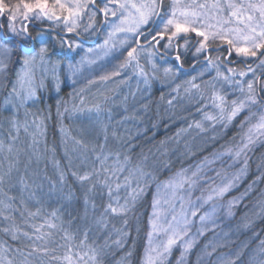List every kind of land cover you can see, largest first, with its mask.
<instances>
[{"label": "snow or ice", "instance_id": "1", "mask_svg": "<svg viewBox=\"0 0 264 264\" xmlns=\"http://www.w3.org/2000/svg\"><path fill=\"white\" fill-rule=\"evenodd\" d=\"M89 37L97 38L94 47H85ZM241 64L243 67L238 66ZM186 65H190L191 72ZM128 69L131 75L118 83L125 84L134 76L137 90L142 85L147 91L159 82L162 89H168L170 108L184 99L195 102L196 111L202 116L194 122L195 128L205 132L217 126L224 130L238 126L239 139L234 136L233 143L221 146L223 151H213L204 157L194 170L181 168L164 180H160L159 175L161 170H170L171 161L150 167L147 157H143L133 164L131 153L135 148L130 141L124 145L121 158L120 150L108 149L109 128L100 120V114L111 99L107 92L114 90L108 88L109 82L117 83L114 78L123 76ZM185 75L187 79L176 82ZM0 84L7 89V95L0 101V113H9L5 120L10 125L11 139L16 138L11 132L18 135L21 127L27 132L31 126L40 135L44 134L46 122L52 119V108L48 104L43 109L37 107L44 103L39 93L50 88L59 97L62 84L71 91L67 99L56 100L58 121L65 115L87 113L92 118L95 114L102 125L104 142L98 144L99 152L93 147L94 161L90 170H70L84 190L86 209L91 201L95 211L97 205L92 194L103 200L106 190L107 201L96 223L106 226L112 217L123 219L124 227L117 229L121 237L117 245H122L123 237L127 236L129 213L155 183L142 264H167L177 246L181 251L176 264H184L198 237L206 231H214L218 213L233 216L235 206L249 197L257 182L264 179L262 172L239 196L225 199L247 175L249 153L257 145L264 147V0H0ZM78 84L80 86L76 87ZM94 86L97 91L92 93ZM164 99L162 90L161 100ZM29 107L36 111L29 112ZM21 109L25 114L23 124L19 119ZM28 116L32 117L31 125ZM59 130L63 138L64 127L61 125ZM184 131L181 129L177 136ZM112 134L116 135L114 129ZM211 139L215 141L217 135ZM33 142L38 143L35 136ZM75 143L87 149L83 141ZM3 147L0 142V150ZM8 151H12L11 146ZM225 156L230 163L223 160ZM217 161L221 162L219 169L213 167ZM233 168L236 170L230 171ZM11 171L10 166L7 173L0 175V185L11 179ZM208 172L215 175L209 176ZM217 177H222L219 184ZM65 181L66 173L61 172L60 183ZM197 188L201 193L193 200ZM162 189L170 193L163 200L167 205L163 210ZM121 190L126 193L124 197L119 195ZM74 195L70 190L67 198L71 200ZM0 204L4 208L11 207L2 200ZM208 204L211 207L203 210ZM256 206L264 211V191ZM39 212L37 209L30 215L36 216ZM0 217L9 220L3 212ZM59 218L54 210L43 223L31 225L37 234L35 239L45 240V246L32 245L27 255L52 253L50 260L56 264H100V250L88 243V230L77 239V233L65 229L64 243L56 244V248L64 249L62 255L55 254L56 248L46 246V238L52 233L45 229H57L55 221ZM2 230L13 240L17 239L18 229L14 224ZM23 234L29 236L27 232ZM8 252V247L0 245V264H15V260L6 255ZM16 252L24 255L20 249ZM127 255L131 256V251ZM257 255L264 256V239L260 240ZM250 261L257 264V257H251ZM21 264H28L27 257ZM227 264H235V261L230 259ZM258 264H264V259Z\"/></svg>", "mask_w": 264, "mask_h": 264}, {"label": "rangeland", "instance_id": "2", "mask_svg": "<svg viewBox=\"0 0 264 264\" xmlns=\"http://www.w3.org/2000/svg\"><path fill=\"white\" fill-rule=\"evenodd\" d=\"M92 38L94 37L89 38L90 41ZM100 39H102V37ZM94 46H95V43L93 42L91 45H88L85 47H94ZM192 50L194 51V49ZM189 56L190 58H192L191 54ZM75 59L78 60L79 56H75ZM157 62L158 63L160 62L159 56H157ZM114 63L115 61L109 64L108 67L111 68ZM185 67L189 68V72L192 71L190 65H186ZM197 68H199V65H197ZM192 74H195V73L192 72ZM130 75H131V69H128L125 71L124 76L114 78L117 83L109 82L108 88H111L114 90L107 92V95L111 97V99L108 101L107 104H105L104 111L100 114V120L103 122V124H106L109 128L107 142L110 144H108V149H111L113 151L120 150L121 158H123V154L125 151L124 145L129 142L128 136L132 135L133 133L131 132V128L133 127L132 125H137L140 123L138 118L135 117L133 119L135 120L134 124L131 123L132 127L126 130L129 132V135L123 134V133L122 135H118L116 133V135L113 136L112 130L115 128H117L118 130L121 126V129L123 131L122 125H125L127 120L130 119V116L129 115L125 116L123 112L125 111V109H127V111H130L132 113L141 111L142 115L148 116L149 115L148 113L151 111V109H149L150 105H148L147 108H145V105L147 104L146 102H143V101H145L147 97L151 95L152 89L145 91L143 90V86L141 85V88L138 91L137 83H136L137 78L134 76L131 79H129L128 82L125 84L118 83L121 79H127V77ZM187 78H188L187 75L182 76L176 82L180 83L182 80L187 79ZM47 83H49L50 85V81ZM82 83L84 82L82 81L81 84ZM79 86L80 85L78 84L76 87H79ZM153 87H161V85L159 84V82H157L154 84ZM61 88H62L61 92L64 93L65 95L71 91L70 87H66L63 84L61 85ZM96 91H97V86H94L91 92L95 93ZM61 92L59 93V97H58L57 94L49 88L48 90H45L39 94L44 97V101L49 102L48 100L49 94H51L53 97L52 101H56L57 98H63V95H61ZM132 93H135V96H133ZM5 95H7V89L4 86V84H0V101L3 100V97ZM67 97L65 99H67ZM88 98L89 100L92 99L91 93H89ZM167 99L168 97L165 99V102L161 104L163 108L168 106ZM44 103H41L37 106H40V109H43ZM123 105H125L124 108H123ZM188 105H190V108H188ZM117 107L118 108L120 107V109H119V113L116 116V115H113L112 111H116ZM174 107H178L179 109L180 108L186 109L187 111V116H188L187 125L186 127L183 128L186 131L181 132V134L179 135V139L181 141L177 140V142L180 141V145H181L180 149L182 151V155H184L185 157H189L190 161L174 169H172L171 167L170 170L168 171L162 170L161 171L163 173L162 180L167 179L169 176H171L172 174H174L181 168L194 170L195 166L201 160H203L204 157L210 156L213 151H223V148L221 146H224V147L228 146V144L226 143L216 144L218 139H220V136H222V133L224 131V129H221L219 126H217L218 128H216L215 130H212L211 128H209L205 132H201L199 129L195 128L194 122L202 119L201 114L196 111L195 102L190 103L187 99H184V100L175 102ZM174 107H171L170 109L172 110ZM28 110L29 112H35L36 108L29 107ZM109 112H111L114 118V120L110 119L111 121L110 125L108 124L109 119L107 118V114ZM8 115L9 113L7 111H3L2 113H0V142H2L4 145L3 150H0V151H4L5 154H3V158H4L5 163L7 162V164L3 166V172L7 173L9 170V167L11 166L12 168L11 175L24 173L30 179L40 178V172H42V169L40 170V162L45 157V154L40 149L39 145H40V140L41 141L46 140L49 130H50L49 136L50 138H53L51 139V142L56 143L57 145H59V147H56V151L51 150L50 156H48V159L50 161L49 160L47 161H49V163L51 164L50 165L51 167H55L57 165L58 167H62V161L59 158V156H61L65 160L67 165L68 164L73 165L71 167L68 165L66 168V181L67 179L73 178L71 175V170L83 172L85 170L91 169L92 163L94 161V154H93V151H91V147L94 146L97 148L98 144H101V142L104 141V133L102 131V125L97 122V119L95 118L94 113L92 114V118H89L88 114L85 113L84 115H79V114H75L71 116L65 115L62 121L56 120L58 124L57 134L55 132V125H53V123H50L48 125L46 122L45 131L43 135H40L39 133H37L34 127L30 126L27 132L24 130L23 127H21L18 135L15 131L11 132V136L16 137L15 139L10 138V131H9L10 125L5 120V117H7ZM54 115L56 114L54 113ZM116 118L119 119L118 121L120 122H118ZM125 118L127 120H124ZM19 119H20L21 124H23L25 120V114H24L23 109H21L20 111ZM27 119H28L29 125H31L32 117L28 116ZM115 122L117 123L115 124ZM204 123L208 124L209 122L204 121ZM189 124H193V127L189 128L188 127ZM61 125L64 127L66 131V135L63 138L59 130ZM69 125L71 129L69 128ZM218 130H221L222 132ZM213 135H217V139L215 141L211 139ZM34 136H35V139L38 141V143L33 142ZM78 138H80L84 142V144L87 145V149L84 150L86 154H83L82 156L78 155L76 157L70 155L71 156L70 160L71 162L73 161L71 163L70 160L66 156L68 153H71L70 150L72 151L77 150V144L75 143V141L79 140ZM20 139H23V141H20ZM21 142H24V148L18 149V146H20ZM9 146H11L12 148L11 152L8 151ZM258 147H260V145H257L255 150ZM58 148H60V150L57 151ZM99 150L100 149H96V152H99ZM56 152H59L60 154L56 155ZM253 152L249 153L250 160L253 157L252 156ZM262 152H263L262 156L264 157V149L262 150ZM131 159H132V155H131ZM223 160L229 163L231 162L227 156L223 157ZM213 167L219 169L221 167V162L217 161L216 164L213 165ZM237 167H239V165H237ZM235 170L236 169L233 168L230 171L234 172ZM205 171H207V169H205ZM60 173L61 171H58L55 175H53L55 179L50 180V182H48L47 184L48 185L47 188H49L48 191L41 188L42 189L41 195H40L39 189L31 190V192H29L26 195V198L32 201L33 204L31 205L32 209L28 211L29 214L25 218L24 224H22L21 226H17L16 220H14L13 217H9V221H7L9 226L14 224L16 228L18 229L16 233L17 235L16 240H13L10 234H6L2 230L3 226L0 227V245H5L6 247L9 248L10 252L14 253L15 264H21V262L24 260L25 257H27V262L28 264H30L31 258L33 257L39 258L40 256L36 252L35 254L32 253L31 256L27 255L29 252H31L32 244L29 247L27 246L28 248L21 246L20 244H18V246L11 245L10 243L6 241V238L10 237L14 242H20L22 238L25 241H31V242L39 241L35 239V235L37 234L34 233V230L31 227V225L33 224L39 225L43 223L45 219L49 218L50 213H51V209H50L46 212V214L43 217L40 216L41 215L40 212L36 216L30 215V213L37 212V209L40 210V204H38V202L40 203V198H44L43 194H45V196L47 197H51V196H54V194H57V196L59 197L65 196V198H67L69 191L70 190L73 191V188H69L66 185V181L63 184L60 183ZM208 175L214 176L215 174L213 172H208ZM221 179L222 177H217L216 183L219 184L221 182ZM243 183H244V179L241 181V183L236 189H233L229 194H227L225 199H231L233 196H239L240 193L244 191ZM155 190H156L155 183H153V186L150 189L151 199L149 202L148 215H150V213L152 212V208H151L152 194L155 192ZM203 191L206 192L207 188L203 189ZM200 193H201V189L197 188L192 197L193 200H195V197L199 196ZM119 195L121 197H124L126 193L123 190H121ZM168 195H170V193L166 192L163 189L161 190L160 196H161L162 210L167 208V205L163 203V200ZM254 195H257L258 197L260 196V193H256ZM249 199H250V196L247 197L242 203L237 204L234 209V215L231 217L226 216L223 212L218 213L217 226L215 227L214 231H206L203 236L198 237L196 244L193 246V248L190 250V252L185 257L184 264L188 263L187 258L189 257L191 253L193 256L192 264H227V261L230 259L234 260L235 264H252V262L250 261V258L253 256L257 257V264H258V261L260 259H264V256L257 255V250L260 245V240L264 239V235H262L263 233L262 229H260V227L255 226L258 223V222L257 223L255 222L258 221L260 217L259 218L255 217L254 219L250 218L251 220H249L248 212L246 213V210H245L242 213V207L246 205ZM6 201L8 200L6 199ZM257 201L255 202V204H252L250 208L260 213V207L256 206ZM121 202H123L122 199H121ZM4 203L7 204V202H4ZM210 207H211V204L205 205V208L203 210H207ZM52 209L55 210L54 208ZM246 224L248 226H245ZM24 226L27 227V231L24 228ZM196 227H199V225L197 224ZM192 231L195 232L196 228L194 227ZM25 232H27L29 236H31L32 238L29 239V236H25L23 234ZM206 245L208 246L207 251H205ZM146 246H147V240H146ZM213 248L215 249V251H213ZM16 249H20L24 253V255L21 256L19 253L16 252ZM180 251L181 249L179 246L173 249L172 254L169 256V258L172 257V261L170 262V264H176V261L180 257ZM208 252H211V255H208L207 254ZM144 253H145V249L143 250L141 254L142 257H144ZM237 253H240V255L237 256ZM44 256L47 257V255H44ZM44 261H47V260L44 259Z\"/></svg>", "mask_w": 264, "mask_h": 264}, {"label": "trees", "instance_id": "3", "mask_svg": "<svg viewBox=\"0 0 264 264\" xmlns=\"http://www.w3.org/2000/svg\"><path fill=\"white\" fill-rule=\"evenodd\" d=\"M162 90L165 94V99H166L168 97L167 96L168 91L166 87H164L163 89L162 86L152 88L151 95L147 97V99L143 102H146L148 106V104H150L152 101H156L159 107L157 110H152L147 118L146 116L145 117L142 116L141 119H139L140 123L136 125L139 126L140 129H138L137 133H132V135L128 136V138L131 143H137L140 148L146 150L143 147L144 145L140 142V140L137 141L134 137L141 138V136L146 135L148 133L151 134L152 138L156 137L157 140L161 141L162 143L160 144L161 146H159V148H156L155 151L153 152L151 151L150 153L151 155L147 158V164L151 167L154 165H158L163 161H171V167L172 169H174L184 164L179 160V156H177V153L179 155V150L181 151L180 141L178 142L173 141L171 146L166 149L165 148L167 147L166 145L170 143H167L166 141H162L163 137H159V135L157 134L159 132L157 131L153 132L151 130L153 127L152 125L159 119L160 120L166 119L165 114H170V112L171 114L173 113V115H171L173 117L182 118V119H187L188 117H187L186 109H182V108L179 109L178 107H174L171 111L163 109L161 104L165 102V99L161 100ZM61 95L64 96L65 94L61 92ZM50 103L51 100H49V104ZM166 111L169 113H167ZM52 112L56 114V111H52ZM54 113H52V117L56 116L54 115ZM160 115L162 117H160ZM124 120L127 119L125 118ZM50 123H53V125H55V132L57 134V128H58L57 121L54 118H52V120L47 121L48 125ZM238 132H239L238 126H230L228 129L223 131L222 136H220V139H218L216 144L226 143L230 145L231 143H233L234 136L237 137V140L239 139V137L237 136ZM49 134H50V130L48 132L46 140L43 141L40 140V145H39L40 149L45 154V157L40 162V170L42 169V172H40V178L30 179L24 173L15 174V175H11L10 180H6V182L3 185H0V199L4 202H7V204H11V207L9 208H4V206L0 204V212L7 214L9 217H13V219L16 220L17 226H21L22 224H24L25 218L29 214L28 211L32 209L31 205L33 204V202L27 199L26 195L29 192H31V190H36V189L40 190V195H41L42 189H45L46 191L49 190V188H47L48 187L47 184L48 182H50V180L55 179L53 175L57 173L56 171L59 170L61 172L63 171L66 173V168L68 165L61 156H59V158L62 161V167L50 166L51 164L49 163L50 160L48 159V156H50L52 150L51 148L59 147V145L51 142V139L53 138H50ZM20 141H23V139H20ZM19 148H24V142H21L20 146H18V149ZM263 149L264 147L260 146L253 152L252 155L253 157L249 161L248 173L244 177L243 187L245 189L248 187L249 184L252 183V181L256 180V178L260 176L262 172H264V162L262 160ZM58 150H60V148H58L57 151ZM3 154H5L4 151H0V175L4 174L3 166L7 164V162L5 163L4 161ZM59 154H60L59 152H56V155ZM162 176L163 173L161 172L159 175L160 180H162ZM263 183H264V179L258 181L257 184L255 185L256 188H254L252 191L256 193H261L262 191H264L263 190L264 188H262ZM66 185L69 188H73L72 192H74L75 194L73 199L69 200L68 198H65V196L59 197L57 196V194H54V196L51 197H47L45 196V194H43L44 198H40V203L38 202V204H40L41 217H43L46 214V212L50 209L52 213L54 211L52 208H54L55 211H57L58 216L60 217L55 221V223L58 225L57 229L55 230L45 229L46 232L52 233L50 238H46L48 239V243L46 246L49 248H56V244L64 243L62 237L64 235L65 229L68 230L69 232L77 233V239L81 238L85 230H88V243L96 247L98 250H100V264H126V263L133 264L135 263V261H139L140 263H142L143 257L141 254L143 250L146 248L145 246H146L147 231H148V217H149L148 212H149V202L151 199L150 190L140 201L137 202L135 210L129 213L127 217L128 224L127 227L125 228V231L127 232V236L123 237L124 242L122 245H117L116 241L118 239H121L120 234L117 232V229L124 227L123 219L121 217H112L107 221L106 226L103 224L96 223V220L100 215L102 205L107 201L106 190L103 200L98 195L92 194L95 203L97 205L96 210L93 211L91 201L89 202L87 209L85 208L84 190L80 188L79 184L73 178L67 179ZM9 197H13L14 199L9 200ZM6 199L8 201H6ZM256 201L257 200L251 202V199L248 200L246 205L242 207V213L248 207H251L252 204H255ZM260 214L257 212L256 217L259 216L260 218L258 219L259 221L256 220L255 221L256 223L258 222L257 224L259 225L260 224L264 225V211H261V209H260ZM65 219H67L69 222L71 221V223L67 224L65 222ZM7 221H4L3 218L0 217V227L9 226ZM24 228L27 231V227L24 226ZM78 229L79 232H77ZM6 241L11 245L18 246V244H20L21 246H24L26 248H28L31 244L36 245L38 247L45 246V240L31 242V241H25L22 238L20 242H14L10 237H7ZM129 251H131L132 253L131 256L127 255ZM63 252L64 249L56 248L55 254L62 255ZM36 253L39 254L40 257L31 258L30 264H56V262L50 260V255L52 253H49L47 257L41 254L40 252H36ZM7 256L9 259H15L14 253L10 252V250L7 253ZM191 256L192 253L187 258L188 260L187 264H192L193 256L192 257ZM44 259H46L47 261H44ZM171 261H172V257L168 259L167 264H170Z\"/></svg>", "mask_w": 264, "mask_h": 264}, {"label": "bare ground", "instance_id": "4", "mask_svg": "<svg viewBox=\"0 0 264 264\" xmlns=\"http://www.w3.org/2000/svg\"><path fill=\"white\" fill-rule=\"evenodd\" d=\"M124 76V75H123ZM49 96V98H48V100H51V103L49 104V102L48 101H44L45 103H44V105H43V108H44V106H45V104H48V105H51V108H52V111H56V101H52L53 100V97H52V95L51 94H49L48 95ZM68 96V94H66L65 96H63V98L65 99L66 97ZM149 97V96H148ZM154 100V99H153ZM148 105H150L149 106V109H151V111L152 110H157L158 109V107H159V105L155 102V101H152L150 104H148ZM124 106L125 105H123V108H124ZM38 108H40V106H37ZM122 108V109H123ZM119 109H120V107L118 108L117 107V110L116 111H112V113H113V115H116L117 116V114L119 113ZM163 109H166V110H171L170 109V107H165V108H163ZM150 111V112H151ZM149 112V113H150ZM161 112V111H160ZM167 112V111H166ZM148 113V114H149ZM167 113H169V112H167ZM123 114H125V116L127 115H129L130 117H132V119L130 118L129 120H127V122H126V124L125 125H122V128H123V131H122V129H121V126H120V128L117 130V128H115L114 130H115V132L118 134V135H122V133L123 134H127V135H129V132L128 131H126V130H128V129H130L132 126V128H131V132H133V133H137V131H138V129H140L139 128V126H136V125H132L131 126V123L132 124H134V122H135V120H133L135 117H137L138 118V120L139 119H141V117L142 116H146V115H142V112L141 111H139V112H130V111H124L123 112ZM153 114H155V113H153ZM157 114V113H156ZM113 115L111 114V112H109L108 114H107V118L109 119V117H111V119H113L114 120V118H113ZM166 115V119H164V120H157L152 126V131L153 132H159V133H157L158 135H159V137H163L162 139V141H166L167 143H170V144H168V145H166L167 147H165L166 149L167 148H169L170 146H171V144H172V142L173 141H177V140H180L179 139V136H177V133L178 132H180V130L181 129H183L184 127H186V125H187V119H182V118H177V117H173V116H171V115H173V113L171 114V112H170V114H165ZM167 116H169V117H167ZM171 116V117H170ZM177 116V115H176ZM148 116H146V118H147ZM160 117H162L161 115H160ZM160 117H158V118H160ZM188 117V116H187ZM52 118H54L55 120H57V118H56V116H54V117H52ZM52 120V119H51ZM116 120L118 121V119L116 118ZM131 120V121H130ZM117 122H115V124H116ZM108 124L110 125L111 124V121H110V119H109V121H108ZM69 128L71 129V127H70V125H69ZM124 131H125V133H124ZM137 141H139L140 140V142L144 145L143 147L146 149V150H143L142 148H140L139 147V145L137 144V143H131L132 144V146H134V148H135V150L131 153V155L133 156V159H132V161H133V163L135 164V163H137L138 162V160H140V159H143V157H149L151 154V151L153 152V151H155L156 150V148H159V146H161L160 144L162 143L161 141H159V140H157V138L156 137H153L152 138V136H151V134L150 133H148V134H146V135H143V136H141V138H139V137H134ZM79 140H81L80 138H78ZM144 139H146V140H144ZM82 141V140H81ZM116 141V140H115ZM181 141V140H180ZM104 141H102L101 143H103ZM120 142V141H119ZM123 143V142H122ZM121 143V144H122ZM107 144H110V143H108L107 142ZM113 145V144H112ZM118 145V144H117ZM94 147V146H93ZM93 147H91V151H93ZM96 148V147H95ZM96 149H99V147H97ZM52 150L53 151H56V148H52ZM85 148L84 147H82L81 145H79L78 144V146H77V150L76 151H72V150H70L71 151V153H68L67 154V158L70 160V155H72V156H78V155H80V156H82L83 154H86L85 153ZM91 153V152H90ZM177 156H179V160L182 162V163H187V162H189L190 160V158L189 157H185L184 155H182V151H180L179 150V155H178V153H177ZM70 162H71V160H70ZM73 162V161H72ZM71 162V163H72ZM255 163V162H254ZM70 167L71 166H73V165H71V164H68ZM59 171V170H58ZM58 171H56V172H58ZM263 186H264V183H263ZM263 186H262V188H263ZM244 188V187H243ZM244 190H245V188H244ZM254 194H256V192H251V194H250V199L251 198H253V200L252 201H254V200H258L259 199V196L257 197V195H254ZM254 198H256V199H254ZM249 199V200H250ZM248 209V210H247ZM246 210V213L248 212V218H249V220H251L252 218H255L256 217V214H257V212L255 211V210H252L250 207H248ZM251 218V219H250ZM65 222L67 223V224H70L69 223V221L67 220V219H65ZM256 223V222H255ZM254 223V224H255ZM255 226H257V227H260V229H262V235H264V225H259V224H256ZM127 264V263H126ZM133 264H141L139 261H135V263H133Z\"/></svg>", "mask_w": 264, "mask_h": 264}, {"label": "flooded vegetation", "instance_id": "5", "mask_svg": "<svg viewBox=\"0 0 264 264\" xmlns=\"http://www.w3.org/2000/svg\"><path fill=\"white\" fill-rule=\"evenodd\" d=\"M256 2H258V0H256ZM193 38L195 39V37L193 36ZM88 40V39H87ZM193 49H194V47H193ZM188 58H190V56H188ZM242 65V64H241ZM243 66V65H242Z\"/></svg>", "mask_w": 264, "mask_h": 264}]
</instances>
